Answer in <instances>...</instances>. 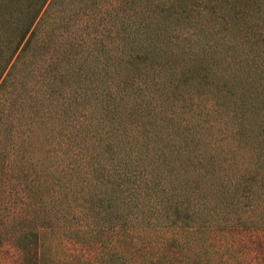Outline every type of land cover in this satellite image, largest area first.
Returning a JSON list of instances; mask_svg holds the SVG:
<instances>
[{
  "label": "trees",
  "instance_id": "obj_1",
  "mask_svg": "<svg viewBox=\"0 0 264 264\" xmlns=\"http://www.w3.org/2000/svg\"><path fill=\"white\" fill-rule=\"evenodd\" d=\"M31 49L40 142L18 137L31 115L7 83ZM235 77L230 128L258 145L210 196L169 169ZM24 171L25 209L0 199L9 264H264V0H0V182Z\"/></svg>",
  "mask_w": 264,
  "mask_h": 264
},
{
  "label": "rangeland",
  "instance_id": "obj_2",
  "mask_svg": "<svg viewBox=\"0 0 264 264\" xmlns=\"http://www.w3.org/2000/svg\"><path fill=\"white\" fill-rule=\"evenodd\" d=\"M98 17L99 16H97V18ZM40 29L43 31V21ZM32 44H34V41H32ZM74 49L72 48V59L74 57L77 58V52H79H75ZM34 52L35 49H31L28 55L22 58L7 83L12 93L19 96L17 98L18 101L26 100L27 104L25 105V110L27 115H31V117L28 116L25 121V118L23 119L21 114H19L18 137H24L25 139L29 137V142H40L39 139L43 138V103L46 105L48 101L43 97V54L41 58L35 61L37 63H35L33 62ZM23 63H25V65ZM238 80L239 79L236 77L233 79L234 83L232 87L235 89V94L237 93L235 98H230L229 96L232 95V93L224 91L222 87L211 97L208 104H213V111H209L207 121L199 120L203 122L196 123V126H194L195 128L191 131L192 134L190 136H192V139H189V137L183 133L178 135L176 134L177 132L172 133L173 138L171 139H174L173 143H175L174 150L180 147L181 142L183 143L184 141L182 138L185 137H188L189 146L188 143L185 142L188 147V152L180 149L175 151L177 154L173 153L174 162L172 169H169V171H173L175 174L178 170L182 169L187 172V174L184 175L190 176L193 181L205 182L206 193L210 196H213V189H216L220 183L222 185H224L223 183L226 181H234L235 183L240 173L246 171L245 165L250 166L251 162L254 160V156L248 152V149L253 150L254 147L258 145L257 138L254 136L256 131L255 128L252 132H247L248 137H241L239 134H233V130L230 128L236 126L238 120L236 118L230 119L229 116L234 108L235 110L240 108V105H238L239 97L244 89L248 87L242 82H237ZM216 103L218 104L217 106ZM49 108L51 109V107ZM52 110L54 111L53 113H60V105L55 106ZM227 114L229 116H227ZM25 117L27 116L25 115ZM243 139H245V141L246 139L248 140L245 150L244 144H240V141ZM235 141H239L237 142L238 148L235 146ZM41 142V151H43V140ZM19 149L13 154V158H20ZM24 173L25 171L23 174L16 173L11 177V180L6 179L5 182L4 180L2 181L3 183L0 182V199L2 198L3 201L8 203L13 209H19V207L25 209L24 205L26 204L28 194L25 190L27 188V173ZM176 175L177 174H175V176ZM235 185L237 187L236 183ZM191 186L192 185H190V187ZM226 190H230V188L226 187ZM208 208L210 209L209 205ZM223 213L226 214L224 211ZM220 214L222 215L221 212ZM15 217L24 218L25 216L24 214H18ZM41 238V256L43 261V236ZM47 244L46 241L45 245ZM4 252L5 250L0 251V263L9 264L11 254ZM48 252V250H45L46 260L49 261L51 258H56Z\"/></svg>",
  "mask_w": 264,
  "mask_h": 264
}]
</instances>
